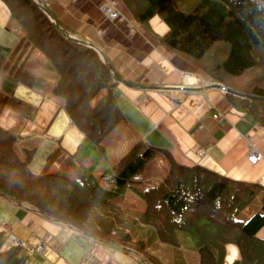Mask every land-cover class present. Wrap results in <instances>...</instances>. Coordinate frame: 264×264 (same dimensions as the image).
Returning <instances> with one entry per match:
<instances>
[{
	"label": "trees",
	"instance_id": "1",
	"mask_svg": "<svg viewBox=\"0 0 264 264\" xmlns=\"http://www.w3.org/2000/svg\"><path fill=\"white\" fill-rule=\"evenodd\" d=\"M11 12L8 23L20 38L15 47L0 44V115L16 100L19 84L39 88L43 77L26 68L35 49L48 58L57 76L53 94L84 134L77 153L62 170L34 174L31 154L23 161L15 150L17 131L0 126V194L40 213L77 227L83 234L131 247L150 264H160L143 227L156 229L162 244L177 254L190 233L199 264H225L227 244L241 257L232 264H264V187L233 180L206 168L187 166L167 156L163 179L141 188L137 175L157 150L136 142L111 168L97 174L106 155L108 134L123 113L115 98L116 76L91 46L63 32L60 23L35 0H2ZM147 31L159 16L169 31L158 40L183 55L208 80L264 98V0H123ZM232 105L264 126V101L226 93ZM131 189L145 202L140 211L125 206ZM0 264H28L20 246L2 249Z\"/></svg>",
	"mask_w": 264,
	"mask_h": 264
},
{
	"label": "crops",
	"instance_id": "2",
	"mask_svg": "<svg viewBox=\"0 0 264 264\" xmlns=\"http://www.w3.org/2000/svg\"><path fill=\"white\" fill-rule=\"evenodd\" d=\"M35 1L45 4L46 13L60 23L63 32L94 48L119 77L114 94L123 113L116 127L121 141L112 153L106 149L97 174L111 168L136 142L144 141L157 150L161 165L167 168L170 155L183 165H199L264 187V157L257 163L248 159L251 147L264 154V126L234 107L226 92L217 87L218 82L203 77L199 85L190 84L193 76L201 73L187 58L158 40L169 31L159 16L149 21L147 31L123 0H117L122 17L116 20L103 13L104 0ZM10 18V10L0 0V44L12 48L20 38L9 28ZM26 68L45 80L39 88L17 86L15 98L23 105L14 102L12 108H5L0 126L19 133L15 150L23 161L32 155L30 169L34 174L62 170L85 136L53 94L57 76L47 56L35 49ZM3 76L1 69L0 82ZM217 113L224 119L215 118ZM110 139L105 141L107 146ZM165 174L166 170L150 175V185L159 183ZM0 233L2 249L10 246L13 236L31 247L40 242L45 245L42 252L28 254V264H150L131 247L83 234L71 224L1 194ZM258 236L264 238V227ZM174 253V264H189L186 254H177L176 249ZM240 257L239 248L227 244L225 264Z\"/></svg>",
	"mask_w": 264,
	"mask_h": 264
},
{
	"label": "rangeland",
	"instance_id": "3",
	"mask_svg": "<svg viewBox=\"0 0 264 264\" xmlns=\"http://www.w3.org/2000/svg\"><path fill=\"white\" fill-rule=\"evenodd\" d=\"M200 77L203 78L204 75L201 74ZM116 127L107 136V140L111 138L110 139L111 144L107 146V150L110 153H112L111 151L112 148H118L119 143L121 141L120 135L117 131L118 129H116ZM160 161H161V156L159 154H156L155 157L147 163L146 167L138 173L136 177L139 181H137L135 184L141 188H146L147 186L150 185V182L148 181L149 180L148 177L150 175L163 174L165 170L167 171L168 169L167 166L161 165ZM124 205L133 206L140 211L144 210L146 207L145 202L139 196H137L131 189H128V191L126 192V199L124 201ZM142 229H143L142 233L143 235L145 234L148 244L151 246L150 249L154 257L157 258L161 263L167 262V260H169L170 264H174L173 261L176 258L174 253L175 248L170 245L162 244L157 237L155 228L147 226L145 228L143 227ZM183 239H184L183 249L185 250L186 257L190 261L189 264H199L198 251L193 249L195 243L194 240L192 239L191 234L190 233L186 234V236H184Z\"/></svg>",
	"mask_w": 264,
	"mask_h": 264
},
{
	"label": "built area",
	"instance_id": "4",
	"mask_svg": "<svg viewBox=\"0 0 264 264\" xmlns=\"http://www.w3.org/2000/svg\"><path fill=\"white\" fill-rule=\"evenodd\" d=\"M101 8H102L103 13L111 20L120 19L122 17V14L118 9L117 0H104V3L102 4ZM192 79L194 80L190 82L191 85H199L202 78L200 77V74H197V76H195ZM214 117L219 120L224 119V116L221 113L215 114ZM199 152L201 155L204 154V151L202 149H200ZM263 157H264V154L261 151L253 147L250 148L248 159L251 163H257L258 161L262 160ZM8 245L20 246L26 251L27 254H32L36 250L42 252V250L45 247V245L42 242H40L35 247H31L24 240H22L21 238L17 236H13L11 238L10 244Z\"/></svg>",
	"mask_w": 264,
	"mask_h": 264
},
{
	"label": "water",
	"instance_id": "5",
	"mask_svg": "<svg viewBox=\"0 0 264 264\" xmlns=\"http://www.w3.org/2000/svg\"><path fill=\"white\" fill-rule=\"evenodd\" d=\"M104 61H105V59H104ZM116 79L119 80V77L116 76ZM216 85H217L218 88L222 89L226 93L234 94V95L242 97V98L257 99V100L264 101L263 97H259V96H256V95L247 94V93H244V92H240V91L234 90L232 88H229V87L225 86L222 83H217Z\"/></svg>",
	"mask_w": 264,
	"mask_h": 264
}]
</instances>
